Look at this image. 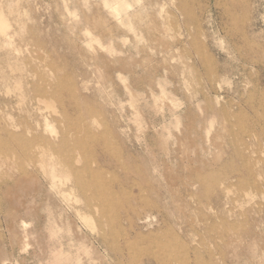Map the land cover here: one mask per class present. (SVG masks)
I'll list each match as a JSON object with an SVG mask.
<instances>
[{
	"label": "rangeland",
	"instance_id": "374dc122",
	"mask_svg": "<svg viewBox=\"0 0 264 264\" xmlns=\"http://www.w3.org/2000/svg\"><path fill=\"white\" fill-rule=\"evenodd\" d=\"M0 264H264V0H0Z\"/></svg>",
	"mask_w": 264,
	"mask_h": 264
},
{
	"label": "bare ground",
	"instance_id": "6f19581e",
	"mask_svg": "<svg viewBox=\"0 0 264 264\" xmlns=\"http://www.w3.org/2000/svg\"><path fill=\"white\" fill-rule=\"evenodd\" d=\"M2 23V22H1ZM44 102V101H43ZM52 126H51V124L50 123H46V129H52L51 128ZM51 132V131H50ZM50 136V135H49ZM20 138V137H19ZM50 139H52V138H50ZM62 142H64V143H67L68 142V139H63L62 140ZM38 146V145H37ZM52 146H53V144H52ZM27 147V146H26ZM54 147V146H53ZM45 155L44 154H41V155H39L38 156V159H43V158H45L44 157ZM55 158V157H54ZM93 183V182H92ZM95 187V186H94ZM88 202H91V199H88Z\"/></svg>",
	"mask_w": 264,
	"mask_h": 264
}]
</instances>
